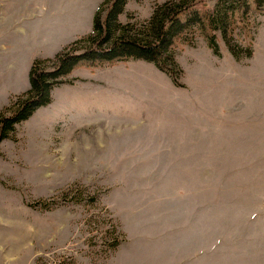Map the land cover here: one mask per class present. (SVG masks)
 <instances>
[{
  "label": "rangeland",
  "instance_id": "1",
  "mask_svg": "<svg viewBox=\"0 0 264 264\" xmlns=\"http://www.w3.org/2000/svg\"><path fill=\"white\" fill-rule=\"evenodd\" d=\"M102 1L43 0L32 20L0 4V113ZM165 1L128 0L117 21ZM209 35L172 39L181 87L142 60L77 63L0 141V264H264V4L229 16L237 56Z\"/></svg>",
  "mask_w": 264,
  "mask_h": 264
},
{
  "label": "trees",
  "instance_id": "2",
  "mask_svg": "<svg viewBox=\"0 0 264 264\" xmlns=\"http://www.w3.org/2000/svg\"><path fill=\"white\" fill-rule=\"evenodd\" d=\"M127 1L103 0L93 14L90 33L70 42L53 59L37 58L31 62L27 72L28 88L0 113V141L9 137L15 125L48 105L54 87L71 84L61 78L79 62L142 60L168 76L173 86L181 87L182 70L170 50L172 39L185 29L200 25L210 31L208 45L214 55H219L216 36L220 35L227 51L237 56L236 49L226 38L229 16L247 10L249 1L255 7L264 4V0H214L203 17L195 9L200 0H168L155 5L149 18L134 26L117 21ZM103 5L105 9L100 10ZM116 245L114 242L111 247Z\"/></svg>",
  "mask_w": 264,
  "mask_h": 264
},
{
  "label": "crops",
  "instance_id": "3",
  "mask_svg": "<svg viewBox=\"0 0 264 264\" xmlns=\"http://www.w3.org/2000/svg\"><path fill=\"white\" fill-rule=\"evenodd\" d=\"M6 1L7 0H0V4H5ZM18 1H21V3H22L23 6H28L29 5V6H34V7L37 8L36 11L29 10L30 8L27 10V13L29 11V15L27 16L28 17V20L35 19L38 16L37 11L40 10V11L44 12L43 10H44L45 7H44L43 0H18ZM16 2L14 0V3L13 4H10L9 6L15 5ZM45 10H46V8H45Z\"/></svg>",
  "mask_w": 264,
  "mask_h": 264
}]
</instances>
